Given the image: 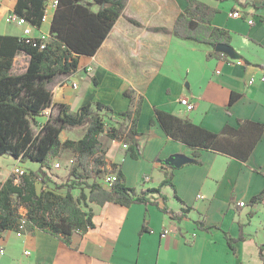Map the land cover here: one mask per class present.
Masks as SVG:
<instances>
[{
    "label": "crops",
    "instance_id": "0c3cea01",
    "mask_svg": "<svg viewBox=\"0 0 264 264\" xmlns=\"http://www.w3.org/2000/svg\"><path fill=\"white\" fill-rule=\"evenodd\" d=\"M200 1L217 8L212 24L229 31L240 57L208 58L212 47L173 31L187 0H127L97 52L81 56L78 70L52 86L53 104H68L73 111L95 101L111 105L116 113L140 106L138 157L131 156L125 143L104 139L107 159L120 165L128 186L140 187L145 177L144 187L158 186L164 179L158 159L193 157L192 149L168 136L159 122L151 123L156 108L213 132L227 124L238 126L242 119L264 124V0ZM16 2L9 0L12 10ZM56 5L57 0L47 1L46 20L32 36L49 34ZM234 10L243 15L232 17ZM156 27L170 31H154ZM251 77L256 78L253 84L248 83ZM232 93L238 97L229 105ZM185 97L194 109L180 103ZM52 111L36 116L34 128ZM76 129L63 130L61 140L82 137L85 128ZM199 160L174 169L176 192L192 208L186 218L177 220L156 204L92 203L94 227L74 233L69 243L40 229L22 235L2 232L0 264H264L259 248L264 244V203H252L264 190V131L246 161L211 150H203ZM163 192L168 205L180 210L173 188L165 186ZM197 220L218 228L202 229ZM224 232L243 238L232 248Z\"/></svg>",
    "mask_w": 264,
    "mask_h": 264
},
{
    "label": "trees",
    "instance_id": "16d2710c",
    "mask_svg": "<svg viewBox=\"0 0 264 264\" xmlns=\"http://www.w3.org/2000/svg\"><path fill=\"white\" fill-rule=\"evenodd\" d=\"M47 1L17 0L13 12L40 29ZM187 1L173 31L182 39L212 47L208 58L231 59L214 49L219 43L232 46L229 31L212 24L217 8L200 0ZM126 3L127 0H57L44 47H41L43 39L38 36L0 33V156L37 165L20 175V179L8 176L0 180V236L6 230L16 231L25 220V232L40 229L69 243L74 233H85L94 227L92 203L156 204L177 220L186 218L192 210L178 196L173 181L176 166L166 159H158L164 179L156 187H144V181L140 187L128 186L120 165L107 159L106 138L127 144L131 156H139L143 135L138 130L140 106L116 113L111 105L101 101L84 104L76 111L68 104H53L54 82L75 73L81 56L97 52ZM131 21L139 24L134 19ZM153 30L170 31L166 27ZM20 54L28 57V64L22 72H17L15 60ZM237 97L232 93L229 105ZM52 107L54 111L36 131L35 117ZM155 122L160 123L168 136L192 149L193 157L187 162L193 163H200L203 150L246 161L264 131V124L242 119L238 126L227 124L221 131L213 132L189 118L157 108L151 120L152 124ZM78 127L85 128L82 137L61 140L63 130ZM65 152L70 153L73 164L66 180L58 181L52 173L54 161ZM112 173H116V179L107 185L105 178ZM38 182L42 184L40 191ZM165 186L175 191V197L182 203L180 210L168 205L169 198L163 192ZM261 202L264 203V190L252 199L253 204ZM196 222L205 230L218 228L206 226L203 220ZM224 234L232 248L243 238V235L235 238L227 232ZM259 248L264 259V244H259Z\"/></svg>",
    "mask_w": 264,
    "mask_h": 264
},
{
    "label": "rangeland",
    "instance_id": "374dc122",
    "mask_svg": "<svg viewBox=\"0 0 264 264\" xmlns=\"http://www.w3.org/2000/svg\"><path fill=\"white\" fill-rule=\"evenodd\" d=\"M12 14H14V12L9 4V0H0V33H16V34L24 35V31L22 30L20 25H18L16 22L7 21V18ZM33 34H34V29L31 32V35ZM27 60L28 58L22 54L15 63V70L20 71L22 68H24ZM82 82L84 83L82 86L84 88L86 85L84 80ZM36 131L38 130L36 129ZM74 131H75L74 133H76L78 129H75ZM57 160L60 162L61 167L60 168L54 167L52 173L55 175V178L58 181H65L68 171L71 165L73 164V162H71L72 160L71 155L69 152H65L64 156ZM35 164L36 163L31 161H29L28 163L22 164L19 162L16 164L14 158H12L11 156L2 155L0 156V180H4L8 176H14L20 179L21 177L17 176L14 172L15 167L16 166L23 167L26 170V172H28L31 165H35ZM41 188H42V184L38 182L37 190L40 191ZM75 193L77 194L78 190H75ZM22 210H24L23 207Z\"/></svg>",
    "mask_w": 264,
    "mask_h": 264
},
{
    "label": "built area",
    "instance_id": "2783aa9c",
    "mask_svg": "<svg viewBox=\"0 0 264 264\" xmlns=\"http://www.w3.org/2000/svg\"><path fill=\"white\" fill-rule=\"evenodd\" d=\"M230 15L232 16V17H241L242 15H243V13L241 12V10H234V11H232L231 13H230ZM46 20V16H44V21ZM7 21L8 22H16L18 25H20V26H22L23 27V31H24V36H26V37H33L32 35H31V32H32V30L34 29L30 24H28L27 22H26V20H25V18H23V17H20V16H17V15H15V14H12L11 16H9L8 18H7ZM249 23H253V20L250 18L249 20ZM48 35L49 34H41V35H39L38 37H40L41 39H43V43H42V45H41V47H44V45H45V41L48 39ZM238 63H242V61L241 60H238ZM260 80H262V81H264V75H262L261 77H260ZM254 82H256V78L255 77H251L249 80H248V83L249 84H253ZM72 85H73V87H76L77 86V83H72ZM180 103L181 104H183L185 107H186V109L188 110V111H190V110H192V109H194V107H195V104L192 102V101H190L188 98H181L180 99ZM124 147H128V145L127 144H124ZM54 167L55 168H60L61 167V164H60V162L59 161H56L55 163H54ZM14 172H15V174L17 175V176H20V175H23L25 172H26V170L23 168V167H20V166H16L15 167V169H14ZM116 179V173H112V174H109V175H107L106 176V178H105V183L107 184V185H109L112 181H114ZM147 180H149V177H145V179H144V181H147ZM202 197V196H201ZM238 205H240V206H244L245 205V201H239L238 202ZM24 224H25V220H23L21 223H20V225H19V228L16 230V233L18 234V235H22L25 231H24V229H25V227H24ZM0 253L1 254H4L5 253V247H4V245H3V243H1L0 242ZM28 253V252H27Z\"/></svg>",
    "mask_w": 264,
    "mask_h": 264
},
{
    "label": "water",
    "instance_id": "95a60500",
    "mask_svg": "<svg viewBox=\"0 0 264 264\" xmlns=\"http://www.w3.org/2000/svg\"><path fill=\"white\" fill-rule=\"evenodd\" d=\"M216 51L224 52L228 54L231 58H237L238 54L236 53L235 49L225 43H219L214 48ZM189 158H184L180 156H174L166 159V162L170 163L173 166L179 167L182 164L186 163Z\"/></svg>",
    "mask_w": 264,
    "mask_h": 264
}]
</instances>
